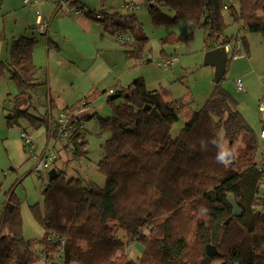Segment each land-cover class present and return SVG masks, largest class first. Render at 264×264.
Here are the masks:
<instances>
[{"label":"trees","instance_id":"trees-1","mask_svg":"<svg viewBox=\"0 0 264 264\" xmlns=\"http://www.w3.org/2000/svg\"><path fill=\"white\" fill-rule=\"evenodd\" d=\"M65 1L98 21L97 12L78 0ZM223 5V0H155L150 13L158 26L173 28L181 20L191 19L206 30L209 41L227 28ZM238 6L228 11L234 24L264 36V0H241ZM163 8L174 15L166 14ZM109 16L104 14L100 21L109 20ZM118 26L114 34L126 32V26ZM131 31L136 43L128 58L141 59L148 38L136 25ZM178 40L172 33L164 42ZM36 43V38L16 40L11 61L0 63V78L9 74L18 90L9 98L13 112L7 118L8 125L22 127L20 120L26 118L33 125L47 127L57 138L56 129H49L47 115L31 113L39 86V69L33 57ZM224 79L215 84L200 110L186 115V124L176 138L172 130L183 113L176 103L164 102L142 78L117 91L123 102L108 99L112 116L101 119V135L112 134L98 165L107 180L105 187L70 179L56 168L58 179L48 182L42 191L44 209L33 207L32 211L45 229L39 241L24 235L20 201L13 187L0 218V264H38L40 253L57 251L48 241L50 233L65 239L67 264H264V197L260 195L264 175L256 161L261 139L238 110L237 100L224 88ZM105 94L96 92L63 112L73 124H84L75 120V114L91 108L93 101ZM147 106L161 117H152L145 111ZM238 141L242 146L236 155L233 153V162L227 166L217 163V145L232 149ZM87 147L83 132L72 136L69 151L74 158L86 156ZM1 189L0 184V193ZM229 194L236 198L241 217L233 216ZM135 243L144 246L138 260L127 254ZM207 244L216 246L220 255L209 258Z\"/></svg>","mask_w":264,"mask_h":264},{"label":"rangeland","instance_id":"rangeland-1","mask_svg":"<svg viewBox=\"0 0 264 264\" xmlns=\"http://www.w3.org/2000/svg\"><path fill=\"white\" fill-rule=\"evenodd\" d=\"M90 4L93 11L96 9L98 13L115 16L116 18H126L130 13L123 9L125 4H135L139 6V10L132 12L136 14L138 22L142 24L143 34L148 38V42L143 51V57L151 56L154 60L161 61L164 58H178L179 62L174 68L158 67L156 64H143L134 61L133 74H130L133 82L138 77L142 76L145 79L149 89L159 90L163 84L174 85L176 83L182 86L185 85L193 90V100L195 103L192 106L195 111L205 104L206 94L200 96L197 93L201 85L204 83L206 74L209 73L214 79V69L204 66L206 43L205 29H199L195 22L191 19L181 20L175 27L158 26L153 21L150 13V6L155 3V0H105L103 5L102 0H85ZM239 8V6H236ZM166 14L174 15L168 8H163ZM131 13V14H132ZM224 23L227 27L219 36L213 37L209 42H222L226 37L236 35L240 29L242 34L249 43V58H241L232 60L229 64V70L223 81L224 88L231 93L237 100L239 105L245 106L246 121H259V100L264 93V36L261 33L248 32L239 25L234 24L230 12L223 11ZM174 33L179 39L175 43H166L164 39ZM125 35L133 39V43L123 45L116 38L119 45L126 48H131L136 43L135 35L131 30L124 32ZM248 53V52H247ZM142 60V59H141ZM136 65V66H135ZM177 70L174 72V70ZM242 78L245 87L248 89V94L239 92L236 87V80ZM203 81V83H202ZM16 86V84H14ZM17 89V86H16ZM18 92V91H17ZM206 93V92H205ZM207 96L211 93L208 91ZM42 97L36 99V108L31 112L35 116L46 115L49 112L48 101ZM109 96V95H108ZM108 96L100 95L93 101L95 116L84 121V135L88 140L87 155L77 159L74 158L71 151L67 150L64 142L49 133L45 126L39 127L33 125L29 120L23 118L20 120L22 127L10 128L9 126L0 130V184L2 185L0 193V218L4 210V202L7 198V193L13 189L20 201L21 214L24 222V235L28 240L39 241L45 236V229L37 222L33 215V207L43 210L45 201L42 196V191L48 184L47 173L43 176L35 171L36 161L32 159L26 150L22 139V132L26 131L37 146L39 155L53 153L57 156L58 161L53 168H58L66 173L68 178H77L84 183L92 182L100 188L106 185V177L100 173L99 163L104 156V146L111 138V133L101 135V119L112 116L113 107L108 103ZM262 100V99H261ZM122 99H117L116 103L120 104ZM11 106V103L9 102ZM56 117V113L53 112ZM259 118V119H258ZM186 113L183 111L181 119L174 125L172 130L173 138H176L186 124ZM257 123V122H256ZM256 131H260L259 124L254 125ZM242 146L238 141L233 147L234 155L237 154L238 148ZM229 149V147L226 145ZM264 158V141H260L257 152L256 161L261 163ZM165 185L167 182L164 183ZM260 195L264 197V182L260 186ZM230 222V221H228ZM110 225H115L110 222ZM229 225V224H228ZM116 227V226H114ZM147 233V231H145ZM144 252V246L141 243H135L128 249V257L138 260ZM38 264H45L41 259Z\"/></svg>","mask_w":264,"mask_h":264},{"label":"crops","instance_id":"crops-1","mask_svg":"<svg viewBox=\"0 0 264 264\" xmlns=\"http://www.w3.org/2000/svg\"><path fill=\"white\" fill-rule=\"evenodd\" d=\"M78 1L93 10L85 0ZM102 3L104 5L105 0H102ZM129 13L125 19L110 15L107 21H97L84 13H79L70 5L66 9H60L51 0H32L29 4H26L25 0H0V63L7 64L11 61V49L16 40L23 37L37 39L33 52L34 62L39 69L35 108L36 99L43 98L42 95H44L49 104V112L46 114L49 119V129L54 128L53 124L57 117L67 107L80 103L96 92H106L105 95L108 96L128 88L139 78L144 79L140 76L131 82L132 63L135 61L138 64L142 58H128V53L132 52L135 46L131 48L120 46L114 34L118 25L126 26V31L131 30L133 25L142 28L136 14ZM39 17L50 23L49 33L45 36L40 35L36 29ZM231 38L226 37L223 43L216 41L210 43V40L205 39L208 45L204 48V52L213 49L216 45L224 44ZM242 39L244 58H249V43L244 35ZM232 60L234 59L229 58V61ZM176 71L175 69L174 72ZM133 75L137 77V74ZM216 83L212 75L207 73L204 83L197 92L200 96L206 94L205 102L211 95L207 96V92L212 93ZM14 84L9 74L0 78V130L9 126L7 118L13 112V105H9V98L18 93ZM160 87L159 90H149L160 94L166 103H176L186 115L195 111L191 108L192 106L186 105L195 103L191 88L186 86L185 89V85L181 86L178 83L165 86L162 84ZM248 93L247 89L245 94ZM262 97L264 98V93ZM238 110L244 118L247 117L245 106L238 104ZM53 112L56 113V117ZM42 116L44 115L38 117ZM247 122L253 128L254 125L259 124L260 131L256 132L260 135L261 119Z\"/></svg>","mask_w":264,"mask_h":264},{"label":"built area","instance_id":"built-area-1","mask_svg":"<svg viewBox=\"0 0 264 264\" xmlns=\"http://www.w3.org/2000/svg\"><path fill=\"white\" fill-rule=\"evenodd\" d=\"M32 0H25L26 4L31 3ZM55 5L58 6V8L63 9L67 8L69 4L65 0H51ZM223 10L224 11H230L233 6H237L241 0H223ZM76 10V8H74ZM123 9L129 11V12H136L139 10V6L129 3L125 4L123 6ZM79 13L83 12V9L80 7L77 8ZM96 18L98 20L104 19L103 13H96ZM37 31L42 35H47L50 30V23L48 21H44L40 17L37 21ZM242 30H240L236 35H234L228 42H225L224 44L216 45L215 47H221L225 46L226 51L228 53V58L237 60L240 58H244L245 55L243 54V39H242ZM116 38L119 40V42L123 45H128L133 43V39L125 35L124 33H118L116 35ZM141 62L143 64L147 63H154L158 67H164L169 68L174 66L178 62V58H164L161 61L154 60L151 56L142 58ZM236 87L239 92L247 93V89L245 87L243 79L239 78L236 80ZM259 112H260V118H261V124L262 129L260 132V139L264 141V98L260 102L259 106ZM53 127L56 129V136L57 139L61 142H64L66 148L68 150H71L72 148V136L77 133H81L85 130V125L82 124H73L70 121V117L66 112L60 113V115L57 117L56 122L53 124ZM22 139L24 142V145L26 147L27 152L32 157L33 160H35L37 163L35 165V171L43 176L50 169H52L57 162L58 158L53 153H43L39 155L37 153V146L33 142L32 138L29 136V134L24 131L22 132ZM260 169L264 175V158L260 164ZM264 182V181H263ZM48 241H50L52 244H54L57 247V251H44L40 253L41 259L45 261V264H67L66 263V257H65V239H63L60 235L57 233H50L48 237Z\"/></svg>","mask_w":264,"mask_h":264},{"label":"water","instance_id":"water-1","mask_svg":"<svg viewBox=\"0 0 264 264\" xmlns=\"http://www.w3.org/2000/svg\"><path fill=\"white\" fill-rule=\"evenodd\" d=\"M229 58L228 53L226 51L225 46L221 47H214L213 49L207 51L205 53V59H204V65L207 67L214 68V79L218 83L223 80V78L226 75L227 72V64H228ZM119 98V95L116 93L110 94L108 96V99L110 100H116ZM145 111H150V114L154 118H160V114L157 112L156 109H152L151 106L145 107ZM94 117V109L93 108H86L82 109L79 112L75 114V120L77 122H83L86 119H91ZM231 161L233 162V156L231 158ZM59 177V172L56 168H52L47 173V178L49 182H53L57 180ZM228 202L230 206L233 208V216L234 217H241L242 216V210L238 206L236 202V198L233 194L228 195ZM229 222H226V225H228ZM206 255L209 258H214L216 256L220 255V252L218 248L212 244H207L206 246Z\"/></svg>","mask_w":264,"mask_h":264},{"label":"clouds","instance_id":"clouds-1","mask_svg":"<svg viewBox=\"0 0 264 264\" xmlns=\"http://www.w3.org/2000/svg\"><path fill=\"white\" fill-rule=\"evenodd\" d=\"M212 143L216 144L217 142L213 140ZM201 146L203 150H206V143L204 141H201ZM217 147L218 151L215 157L216 162L227 166L231 162L234 150L228 149L223 144H218Z\"/></svg>","mask_w":264,"mask_h":264},{"label":"bare ground","instance_id":"bare-ground-1","mask_svg":"<svg viewBox=\"0 0 264 264\" xmlns=\"http://www.w3.org/2000/svg\"><path fill=\"white\" fill-rule=\"evenodd\" d=\"M98 13V12H97ZM122 33H124V32H122ZM51 170V169H50ZM49 172V171H48Z\"/></svg>","mask_w":264,"mask_h":264}]
</instances>
